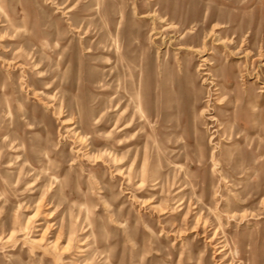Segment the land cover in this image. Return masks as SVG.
Here are the masks:
<instances>
[{"label":"rangeland","instance_id":"obj_1","mask_svg":"<svg viewBox=\"0 0 264 264\" xmlns=\"http://www.w3.org/2000/svg\"><path fill=\"white\" fill-rule=\"evenodd\" d=\"M244 263L264 0H0V264Z\"/></svg>","mask_w":264,"mask_h":264},{"label":"bare ground","instance_id":"obj_2","mask_svg":"<svg viewBox=\"0 0 264 264\" xmlns=\"http://www.w3.org/2000/svg\"><path fill=\"white\" fill-rule=\"evenodd\" d=\"M156 12H157V11H156ZM213 29H214V28H213ZM124 128H126V126L122 127V129H124ZM120 130H121V129H120ZM78 136L82 137L80 134H78ZM112 158H113L115 161L120 159L117 153L113 154ZM119 162L121 163L122 161H119ZM119 171H121V170H119ZM8 239H9V238H8ZM223 249H224V248H222V250H223ZM244 264H245V263H244Z\"/></svg>","mask_w":264,"mask_h":264}]
</instances>
